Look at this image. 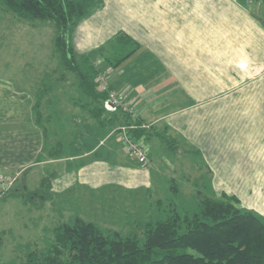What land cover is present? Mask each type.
<instances>
[{"label":"crops","instance_id":"obj_1","mask_svg":"<svg viewBox=\"0 0 264 264\" xmlns=\"http://www.w3.org/2000/svg\"><path fill=\"white\" fill-rule=\"evenodd\" d=\"M100 1L74 29L73 49L81 56L105 47L113 61L132 52L114 68L110 86L131 87L128 95L140 100L139 120L151 127L137 135L138 129H121L128 120L120 111L105 109L99 117L105 100L79 80H66L58 95L38 97L12 81L10 92L0 89V173H24L25 179L26 165L43 166L37 179L62 206L79 197L61 195L77 185L85 196L97 192V209L77 215L64 205L74 212L71 221L99 219L129 232L155 217L144 213L148 198L159 205L184 185L187 192L206 190L208 197H236L243 209L264 218V0ZM142 71L153 73L141 80ZM135 75L139 79L131 81ZM41 98L74 110L58 107L46 128L36 122ZM125 133L143 140L146 165L125 150ZM7 140L10 159L3 155ZM106 188L105 195L98 193ZM112 188L128 199L117 214L101 206Z\"/></svg>","mask_w":264,"mask_h":264},{"label":"trees","instance_id":"obj_2","mask_svg":"<svg viewBox=\"0 0 264 264\" xmlns=\"http://www.w3.org/2000/svg\"><path fill=\"white\" fill-rule=\"evenodd\" d=\"M3 1L9 11L22 18L53 22L57 28L55 46L64 66L78 76L85 91H98L95 78L99 70L93 61L95 55L105 54V47L80 56L70 39L77 25L95 9L93 5L101 4L100 0ZM131 54L116 61L104 58L108 65L117 67ZM79 59L90 69L84 70ZM97 93L106 100L108 93ZM101 106L99 117L105 110ZM40 120L38 112L36 122L44 126ZM145 133L143 129L136 131L137 135ZM167 143L175 150L179 148L173 141ZM238 203L233 196H203L193 214H182L171 203V208L161 209L159 217L141 226L142 236L136 231L128 235L116 230L105 233L106 229L97 223L77 216L55 228V256H44L43 262L37 264H264V218L238 207ZM157 249L166 253L158 257Z\"/></svg>","mask_w":264,"mask_h":264},{"label":"rangeland","instance_id":"obj_3","mask_svg":"<svg viewBox=\"0 0 264 264\" xmlns=\"http://www.w3.org/2000/svg\"><path fill=\"white\" fill-rule=\"evenodd\" d=\"M97 6L96 2L92 8H97ZM56 36L57 28L53 22L32 21L22 18L16 13L9 11L4 1L0 0V84L3 85L2 87L0 86L1 93H5L4 90L10 92L9 90L12 89L11 82L14 81L17 84L16 88L19 87L21 90L34 89L37 97L39 96L38 94H45L48 91H50L51 96H55L59 94L58 92L62 89L61 86L65 84L66 80L71 82L79 80L74 72L69 71L64 66L55 46ZM104 57H106V54L94 56L96 59L93 61V66L100 73L112 67V65H108L105 62ZM79 62L84 70L90 69L88 65L84 64L82 59H79ZM114 68L112 67V74L114 73ZM152 73L153 71H142L140 76L138 74L137 77L143 80L152 75ZM136 75L131 77V81L139 79ZM47 84L50 86L47 87ZM58 107L64 110L67 109L65 110L67 114L68 110H71L69 111L70 113L74 110L71 104L54 101L52 98H50L49 102H46V100L43 102L41 98L36 114L40 112V121L44 123L46 128H52L53 113L58 112ZM65 121L71 122L72 119H66ZM131 139L135 140L136 136L132 135ZM169 141L173 140L169 139ZM166 142H168L167 139ZM10 143L8 140L3 143L4 159H10ZM157 144L161 145L162 141ZM194 160L199 159L194 157ZM42 168L43 166L40 165L35 167L26 165V168L22 171H27L25 173L27 181L23 179L24 173L9 174L11 178L9 175L6 176L10 179L16 177V181L7 190L6 187L4 189L0 187V264H28L30 261H32V264L42 263L44 256L54 255L52 246L55 243V228L64 222L71 221L70 219L74 216V212L64 205L71 206L76 210L77 215L81 213L80 210L82 208L89 210L90 207L92 209L95 207L97 209V205H99L96 203L97 192H91L85 196L86 194L83 192L85 190L77 185L71 189L73 190L72 192H65L61 195H64V198H68L69 195H77L79 197L72 201L70 199L64 200L62 206L61 200L58 201L51 196L52 189L50 190L48 184H40L37 179ZM192 169L193 167H190V170ZM201 178L198 177L197 180V184H200V187L204 181L203 177ZM189 182L182 181L190 188ZM184 187L185 185L181 186L177 194L170 190L167 193L168 196L165 197L166 199L160 200L161 203L159 205L156 200L148 198L144 213L148 212L152 216L159 217L162 213L161 209L167 211V209L171 208V203L182 214L197 212L200 199L208 195L206 190L204 192L201 189L202 192L198 194V192H187ZM80 189L81 193L79 194ZM76 191L78 194H76ZM108 191V188H106L98 191V193L105 195ZM111 192H113L111 197H103L101 201V206L104 208L102 211L106 212V208L117 214L121 208L127 205L128 199L124 197L125 193L122 189L115 188L113 190L112 188ZM134 201L144 206V201ZM237 205L242 208L240 202ZM164 215L162 214V217ZM84 219L88 218L85 217ZM98 220L95 219L94 221L97 222ZM97 223L103 229H106L103 230L105 233L117 229L123 235L131 234L129 227H123L118 223ZM132 231H136L138 236L143 235L141 228L136 227ZM165 253L163 250L157 249L156 254L161 257Z\"/></svg>","mask_w":264,"mask_h":264},{"label":"built area","instance_id":"obj_4","mask_svg":"<svg viewBox=\"0 0 264 264\" xmlns=\"http://www.w3.org/2000/svg\"><path fill=\"white\" fill-rule=\"evenodd\" d=\"M112 72V67L107 68L105 72H99L95 78L98 91L108 93L105 100V109L109 112L120 111L128 116V123L121 126V129L123 130H148L151 125L139 120L140 100L137 97H130L128 95L129 91L131 92V87H127L124 90L110 88ZM123 142L124 148L128 153L135 154L138 160L144 165L148 163V149L143 140H132L131 136H129L128 133H125ZM10 178L5 174L0 173V187L3 189L6 187L7 190L9 186L16 181V177L13 179Z\"/></svg>","mask_w":264,"mask_h":264}]
</instances>
